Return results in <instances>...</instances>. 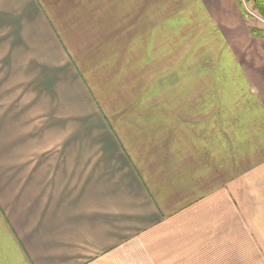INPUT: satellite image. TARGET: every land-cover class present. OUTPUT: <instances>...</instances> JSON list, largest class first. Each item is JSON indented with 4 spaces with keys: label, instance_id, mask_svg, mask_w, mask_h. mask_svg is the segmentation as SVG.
Masks as SVG:
<instances>
[{
    "label": "crops",
    "instance_id": "0c3cea01",
    "mask_svg": "<svg viewBox=\"0 0 264 264\" xmlns=\"http://www.w3.org/2000/svg\"><path fill=\"white\" fill-rule=\"evenodd\" d=\"M180 2L0 0V264H264V37Z\"/></svg>",
    "mask_w": 264,
    "mask_h": 264
},
{
    "label": "rangeland",
    "instance_id": "374dc122",
    "mask_svg": "<svg viewBox=\"0 0 264 264\" xmlns=\"http://www.w3.org/2000/svg\"><path fill=\"white\" fill-rule=\"evenodd\" d=\"M244 1H246V3L250 6V8L253 11H255L252 8V3L249 0H244ZM188 2H189V0H181V2L179 3V9L176 10L177 14H193V4L192 3H190V8L189 7H185V5ZM177 6H178V0H168L169 11L174 9V8L176 9ZM156 10H159V7L157 5H154V10H153L154 14H155V12H157ZM246 17H247V20H248L250 26L257 27L259 29L261 28V30L264 31V22L262 20L255 19L254 17H250L248 15ZM191 28H192V23L188 24L186 26V29H185L186 35H187L186 36V41H185L186 53L189 52L191 50V48H192L191 36H189V34H188V33H190Z\"/></svg>",
    "mask_w": 264,
    "mask_h": 264
},
{
    "label": "trees",
    "instance_id": "16d2710c",
    "mask_svg": "<svg viewBox=\"0 0 264 264\" xmlns=\"http://www.w3.org/2000/svg\"><path fill=\"white\" fill-rule=\"evenodd\" d=\"M249 1L252 3V8L256 12H258V14L264 19V0H249ZM240 3L243 6V14H245L247 16L248 13L244 9L243 1L240 0ZM251 31L256 36L264 37V31H262L261 29H259L257 27L251 26Z\"/></svg>",
    "mask_w": 264,
    "mask_h": 264
},
{
    "label": "built area",
    "instance_id": "2783aa9c",
    "mask_svg": "<svg viewBox=\"0 0 264 264\" xmlns=\"http://www.w3.org/2000/svg\"><path fill=\"white\" fill-rule=\"evenodd\" d=\"M243 4L245 11L248 13V16L254 17L255 19H260L264 22V19L256 11H253L250 6L246 3V1L243 0Z\"/></svg>",
    "mask_w": 264,
    "mask_h": 264
}]
</instances>
